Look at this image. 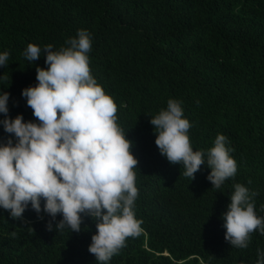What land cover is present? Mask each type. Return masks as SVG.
<instances>
[{
  "label": "trees",
  "instance_id": "trees-1",
  "mask_svg": "<svg viewBox=\"0 0 264 264\" xmlns=\"http://www.w3.org/2000/svg\"><path fill=\"white\" fill-rule=\"evenodd\" d=\"M79 29L91 34V75L117 105L138 160L142 232L109 264H256L264 235L254 230L247 248L230 245L222 213L240 183L264 216V0H0V52L10 54L0 90L10 93V117L37 119L21 90L47 65L43 53L28 61L27 45L59 50ZM169 99L182 102L194 150L228 138L237 172L221 188L206 164L190 180L160 154L149 120ZM8 135L0 126V142ZM61 218L29 206L13 219L0 208V264H98L88 251L96 222L85 216L78 233L55 230Z\"/></svg>",
  "mask_w": 264,
  "mask_h": 264
},
{
  "label": "clouds",
  "instance_id": "clouds-1",
  "mask_svg": "<svg viewBox=\"0 0 264 264\" xmlns=\"http://www.w3.org/2000/svg\"><path fill=\"white\" fill-rule=\"evenodd\" d=\"M66 44L54 50L51 44L42 49L29 43L23 52L30 62L43 53L47 65L37 66V83L21 90L36 120H25L22 114L10 117V93L0 90V126L9 134L0 142V208L13 219L22 218L29 206L51 221L59 214L55 230L67 227L77 233L84 217H90L96 232L88 251L98 264H109L128 237L142 232V221L134 212L138 160L132 141L116 122L117 105L91 75V34L79 29ZM9 55L7 50L0 52V67L8 63ZM149 122L160 154L170 163L182 164L183 175L190 180L203 164L217 189L236 175L237 163L224 134H217L207 150L193 149L191 123L181 101L169 99ZM233 187L222 213L224 239L242 249L248 247L254 230L264 235V216L256 213L254 193L240 183ZM51 221L46 225L50 231ZM256 264H264V250L257 249Z\"/></svg>",
  "mask_w": 264,
  "mask_h": 264
}]
</instances>
